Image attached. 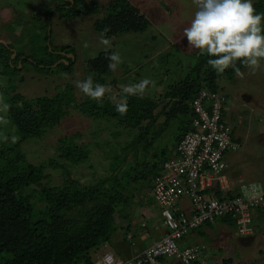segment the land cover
Wrapping results in <instances>:
<instances>
[{
    "label": "trees",
    "instance_id": "trees-1",
    "mask_svg": "<svg viewBox=\"0 0 264 264\" xmlns=\"http://www.w3.org/2000/svg\"><path fill=\"white\" fill-rule=\"evenodd\" d=\"M54 2H57L58 6L56 9L46 6L48 13L44 15V19L50 21L54 12L59 14L62 20L98 15L100 17L95 20L94 28L99 34L105 27L110 28L109 32L104 33L108 39L132 33L144 34L151 26L145 15L129 0H110L103 7L98 0ZM254 6L257 13H264V0L254 2ZM35 16L40 18L38 14ZM28 30H31L30 34H41L39 27L34 24ZM49 38L48 32L46 42ZM18 45L20 46L0 44V70L3 69L0 71V78L9 77L4 86L0 87V96L11 105L7 113L10 124L6 127L0 126V131L9 136L7 142H0V264L91 262L92 252L112 242L113 235L119 228H122L124 240L130 247L135 246L136 235L133 232L136 233L138 229L152 236V226L149 227L151 222H144L145 215L140 211L149 204L158 205L157 208L161 211L153 194L154 181L162 174L164 164L178 156L177 149L185 135L194 130L192 101L202 89L223 93V89L220 90L219 87L220 80L233 77L237 72L229 68L225 73L218 75L207 64L208 59L212 57L195 50L192 56L196 63L192 69L183 80L171 85L161 100L157 101L146 94L142 98L130 96L127 98L128 112L121 116L117 113L115 101L110 99L109 93H106L102 102L87 96L79 102L72 84L65 85L52 97L29 99L17 93L15 82L27 66L36 67L41 74L46 70L51 73L59 62L58 72L67 74L71 73L77 61L72 62V58L68 57L74 54L73 49L68 47H58L55 53L53 48L50 52L47 46L48 54L51 55L47 58L39 53L33 56L32 51L31 54L23 52L27 49L25 43ZM113 51L100 53L89 60L87 76L83 80L91 76L94 83L109 87L116 84L117 79L113 80L114 72L108 69L107 59ZM19 64L22 70L18 68ZM237 67L240 72L246 69L240 63ZM116 90V98L119 100L123 96L122 90ZM223 94L226 109L228 95ZM71 109L95 120H113L118 127L129 130L130 135H135L125 147H131L135 152L134 163L130 162L126 155L119 164L109 167L104 176L95 178L93 183L84 184L74 179L71 169L91 161L92 143H82L83 136L80 133L58 139L52 156L45 158L40 164L30 162L22 150V145L33 139L41 141L45 134L61 124ZM162 117H165L164 123L160 122ZM171 127H175L174 130ZM12 135L17 137L16 143L11 142ZM159 139H162L165 145L158 150L156 144ZM120 156L122 154H116L117 159ZM90 167L94 169L96 166ZM49 170L53 173L60 171L64 175L63 180L56 185L54 174ZM177 208L182 209L180 206ZM138 214H141V218L138 219L139 227L136 228L134 219ZM226 219L236 226L232 218ZM119 220L124 223L119 224ZM114 243L115 241L112 244ZM192 245H183V248Z\"/></svg>",
    "mask_w": 264,
    "mask_h": 264
},
{
    "label": "rangeland",
    "instance_id": "rangeland-1",
    "mask_svg": "<svg viewBox=\"0 0 264 264\" xmlns=\"http://www.w3.org/2000/svg\"><path fill=\"white\" fill-rule=\"evenodd\" d=\"M109 1L98 0L101 7L106 6ZM129 1L145 15L151 26L144 34L132 33L110 39L112 47L108 51L119 52L123 63L113 73V80L117 79V85L113 84L110 87L109 94L111 97H116L118 95L116 89H120L121 85L135 83L137 79L149 78L157 83L154 86L150 85L145 94L159 101L170 90L171 85L187 76L196 63L192 56L195 50L187 49L188 42L182 36V31L194 18L197 9L192 0ZM256 1L258 0H253V3ZM46 6L56 9L58 3L54 0H0V43L17 46H20L18 45L20 43H25L27 49L23 52L31 54L32 51L33 56H37L39 53L47 58L51 56L48 54L49 49L52 52L53 48V52L56 53V48L68 47L73 49L74 53L68 57L72 58V62L77 60L76 64L71 73L67 74L58 72L59 62L55 64L51 73L46 70L41 74L36 67L27 66L30 69L26 71V68L18 75V81L15 82L17 87L14 83L16 92L29 99L40 96L52 97L65 85L72 84L75 88V97L81 102L86 96L75 86V81H83L87 76V62L105 52L104 46L99 43L101 34L94 28V22L100 16H83L74 20H62L59 14L54 12L51 20L48 21L44 19V15L48 13ZM49 13L51 15L52 11ZM37 14L40 18L35 16ZM33 24L39 27L40 35L30 34L31 30L28 29L32 28ZM48 32L50 38L46 42L45 37ZM63 62L68 64L66 61ZM20 67L19 64L18 68L22 70ZM0 71L2 72L3 69ZM6 72L11 71L6 70ZM7 78L9 77L0 78V87L4 86ZM219 87L220 90L223 89L221 92L228 95L226 107L229 110L228 113L235 111V116H243L251 128H255L256 124L264 127V110H262L264 109V61L261 62L260 69L255 73L246 68L233 77L221 79ZM246 96L252 97V104L247 108H242L241 105L244 104ZM237 98L239 102H237ZM255 108H260L259 113L255 112ZM164 121L165 117H162L160 122L164 123ZM230 124L232 125V123ZM174 128L171 127L173 130ZM75 133H80L83 136L82 143H92L90 147L91 161L71 169L74 179L82 181L84 184L93 183L95 178L104 176L109 171V167L119 164L126 155L130 162L135 160L134 156L136 155L132 148L125 149L135 135H130L129 130L118 127L113 120L106 118L95 120L84 116L75 109H71L61 124L45 134L41 141L39 139L29 140L22 145V150L30 162L40 164L45 158L52 156L58 139ZM164 145L161 139L156 144V148ZM116 154H122V156L117 159ZM92 165L96 167L93 169L90 167ZM49 171L53 173L52 170ZM53 174L57 185L59 181L63 180L64 175L60 171ZM146 207L149 208L148 214L154 211L152 214L155 219L157 206L149 204ZM140 215L138 214V217L134 219L136 228L139 227L137 221L140 220ZM123 223L124 221L119 220V224ZM227 224L229 226L227 229L214 225L206 232H204L205 230L201 231L203 243L207 245L205 246L206 255L209 257L210 264H264V238L260 235L256 241L250 242L248 237H240L237 234L236 226ZM205 228L208 227L205 226L202 229ZM220 230L224 233H221ZM123 237L124 232L120 228L117 229L113 235V241L104 247H111L114 251H117L116 249L125 251V248L128 249L130 246L124 242ZM198 239L199 237L192 240L191 244H197ZM115 240H118L117 243H114L116 249L112 247ZM120 256L122 257V255Z\"/></svg>",
    "mask_w": 264,
    "mask_h": 264
},
{
    "label": "built area",
    "instance_id": "built-area-1",
    "mask_svg": "<svg viewBox=\"0 0 264 264\" xmlns=\"http://www.w3.org/2000/svg\"><path fill=\"white\" fill-rule=\"evenodd\" d=\"M225 101L223 93L199 91L191 103L194 130L185 135L178 156L164 164L162 174L154 181L153 194L166 234L132 258H119L100 247L91 254V262L80 264H165L167 259L181 264H210L205 246L183 248L182 242L192 232L230 217L239 236L254 234L252 211L264 206V186L243 184L238 194L222 199L205 194L215 183L220 189L229 187L225 157L241 148L233 138L232 127L223 119ZM242 189H247L249 196ZM182 200L190 202V210L177 208Z\"/></svg>",
    "mask_w": 264,
    "mask_h": 264
},
{
    "label": "clouds",
    "instance_id": "clouds-1",
    "mask_svg": "<svg viewBox=\"0 0 264 264\" xmlns=\"http://www.w3.org/2000/svg\"><path fill=\"white\" fill-rule=\"evenodd\" d=\"M192 3L197 10L194 18L182 31V36L188 42V50H197L202 55L212 57L208 59L207 64L218 75L225 73L229 68L239 73L238 63L252 73L260 69L261 62L264 61V23H262L264 13H257L253 0H192ZM109 31L110 28L105 27L99 39L105 52L112 47L111 40L105 38L104 35ZM107 59L109 60L108 69L112 72H116L119 65L123 63L120 53L116 51L111 52ZM154 84L155 81L143 78L139 82L121 85L122 98L117 100L116 97H110L115 101L117 113L121 116L126 115L128 112L127 98L130 96L142 98L149 85L154 86ZM75 86L85 96L97 102H102L106 93L111 91L109 86L94 83L91 76L83 81H75ZM10 107L11 105L0 96V126L6 127L10 124L7 119ZM8 140L9 136L0 131V142ZM16 141L17 137L12 135L11 142L16 143ZM242 191L245 196H249L247 189H242Z\"/></svg>",
    "mask_w": 264,
    "mask_h": 264
},
{
    "label": "crops",
    "instance_id": "crops-1",
    "mask_svg": "<svg viewBox=\"0 0 264 264\" xmlns=\"http://www.w3.org/2000/svg\"><path fill=\"white\" fill-rule=\"evenodd\" d=\"M244 100V104L241 105L242 108H247V106H250L252 104V97L246 96V99ZM237 102H239L238 98ZM259 110L260 108H255V112L259 113ZM228 112L229 110L226 108L224 119L233 128V138L236 142L240 143L241 148L239 151L231 152L225 157V160L227 162V170L225 173L227 176V180L229 181V187L227 189H220L219 185L215 183L209 188H207L205 191L206 195L214 196L217 198L235 196L240 192L241 186L243 184H255L264 186V127H261L260 124H256L255 128H251L250 126H248V123L246 122V119L243 116H235V111L232 113ZM230 123H232V125ZM178 206H180L182 209L190 210V202L188 200H182L181 202H179ZM148 209L149 208L145 206L142 207L141 210L145 215L144 220H147V222H151L149 224V227L152 226V236L148 233H144L141 229H138L136 233L133 232V234L136 235L134 237L135 246L128 248L129 250L127 248H125V251L122 249H116L115 245L113 246L117 251H114L111 247H104V249L112 252L119 258L129 259L142 252L144 249H146L148 246L152 245L156 240H158L161 236L165 235L167 230L162 224V218L160 215L159 207L155 209V219L154 215L152 214L154 211L148 214ZM227 220L229 219L219 220L208 228L192 232V234H190L185 239L184 245L191 244L192 240H196L199 237V242L197 244L207 246L205 243H203V238L200 235L201 231L205 230L204 232H206L207 229L213 228L214 225H217L220 228L226 227L227 229L229 228L227 223L232 224ZM252 224L255 233L253 237H249L250 242L254 240L256 241V238L260 235L262 236V238H264V206L253 210ZM220 232L224 233V231L222 230H220ZM118 240H115V243H117ZM120 255H122V257ZM163 262L165 264H181L175 259H167Z\"/></svg>",
    "mask_w": 264,
    "mask_h": 264
}]
</instances>
